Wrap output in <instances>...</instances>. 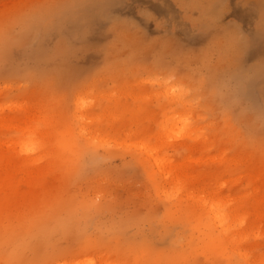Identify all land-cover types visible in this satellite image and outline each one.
I'll use <instances>...</instances> for the list:
<instances>
[{
	"label": "rangeland",
	"instance_id": "374dc122",
	"mask_svg": "<svg viewBox=\"0 0 264 264\" xmlns=\"http://www.w3.org/2000/svg\"><path fill=\"white\" fill-rule=\"evenodd\" d=\"M90 258L264 264V0H0V264Z\"/></svg>",
	"mask_w": 264,
	"mask_h": 264
},
{
	"label": "bare ground",
	"instance_id": "6f19581e",
	"mask_svg": "<svg viewBox=\"0 0 264 264\" xmlns=\"http://www.w3.org/2000/svg\"><path fill=\"white\" fill-rule=\"evenodd\" d=\"M85 104L86 103L84 101H82L80 103V105H82V106H84ZM180 112H182V111H180ZM187 119L186 120H183L182 119L183 121L181 120V122L183 123V126L181 125V123L179 124V125H181V128H180V126L178 128L176 126L178 124L175 123V122H174V124H175V126L177 128L175 126H173V127L171 126V124L173 123V117H172V123H170V121H167L168 119L167 120L165 119L167 121V125L165 126V124H164V126L166 128H164V126L162 124L164 133L177 134V135L181 133V134H183V135L186 136V133L187 132L189 133V131H190L188 129L190 127H189V125L187 123ZM165 120H162V121H165ZM175 120L176 119H174V121ZM176 122L179 123L180 121H176ZM170 126L172 128H169ZM25 130H26L27 133L20 131V133L22 134V137L17 142L18 147H19V149H20V151L22 153H32V152H35L40 147L39 144H37L38 142L36 143V141H35V134H36L35 128L34 127H28V128H25ZM160 130H162V128L159 129L158 131L161 132ZM191 132H192V130H191ZM191 132L189 134L192 136ZM162 133L163 132H161V134ZM189 134H188V136H190ZM65 135L66 136H69L70 133H65ZM159 135H160V133H159ZM151 138H152V136H151ZM150 142L149 141H143V140H142V142L140 141V143L136 142V147L137 148H140V149H143L147 153L146 154L147 157L155 156L157 153H159V152H157L158 149L160 150V148H161V147L158 148V144L157 145L156 144H151ZM158 143H160V141ZM69 146H71V144ZM154 159H155L154 160V165L157 168H159L161 170H164V167L167 166L166 165V162H165L166 160H164V159L163 160L162 159H157V158H154ZM151 175L153 177L157 178L156 177L157 176V173H154L153 172V173H151ZM151 180H154V179H151ZM207 205H209V207H207V208L210 211V216H209V218H199L198 221H196L197 224L195 226V229H197L198 231H200L202 233V235L204 236V243L202 244L203 248H206L208 250L211 249V250L223 251L224 250V241L220 237H218L216 235V233H214V227L216 225H218L222 229V232H226L227 231V229H226L227 228V224L230 221L232 222V223H230V225H233L234 227H238V226L240 227V226H242V224L244 222V221H242L243 218L238 219V218H240V217H238L237 219H234L233 220L232 217H231V215L226 214L227 205L224 204L221 201L210 202ZM235 241L237 242L236 239L233 240V242H235ZM84 262H85V264H93L94 259L92 260V258H90V259L85 260Z\"/></svg>",
	"mask_w": 264,
	"mask_h": 264
}]
</instances>
